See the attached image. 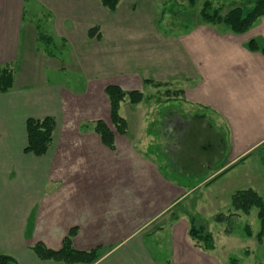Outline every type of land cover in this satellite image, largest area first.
<instances>
[{"label": "crops", "instance_id": "1", "mask_svg": "<svg viewBox=\"0 0 264 264\" xmlns=\"http://www.w3.org/2000/svg\"><path fill=\"white\" fill-rule=\"evenodd\" d=\"M28 1L0 0V69L12 70L0 90V255L19 264H85L41 259L31 248L42 241L60 249L76 228L74 247L99 252L93 264H189L201 252L189 235V210L180 208L189 187L165 174L162 163L173 167L172 159L150 150L153 126L167 138L163 125L173 112H135L141 120L129 116L133 125L110 148L95 130L97 120L108 123L105 87L168 83L173 97L217 116L227 128L228 160L200 182L214 184L264 145V54L247 47L264 42V16L242 34L200 20L162 35L152 0H121L115 11L101 0H32V9H45L47 31L71 47L67 66L85 78L86 89L76 91L46 79L45 67L63 64L34 51L39 28L26 17ZM46 116L56 119L53 141L36 156L25 151L27 120Z\"/></svg>", "mask_w": 264, "mask_h": 264}, {"label": "rangeland", "instance_id": "2", "mask_svg": "<svg viewBox=\"0 0 264 264\" xmlns=\"http://www.w3.org/2000/svg\"><path fill=\"white\" fill-rule=\"evenodd\" d=\"M31 1L27 2L25 12L27 19L31 20L39 30H43L42 32L52 37L50 45L41 46L38 42L34 51L36 48L39 51H45L44 55L54 60L55 63L63 64L58 68L45 67L46 79H49L51 83L62 84L67 89L85 90L86 87L83 86L85 78L82 73L67 66L72 63L70 58L73 52L70 45L64 44L55 31H47L49 23L41 17V13L44 14L45 9L40 4H38V8L32 9ZM152 1L157 9V12H154L157 14V29L162 35H176L183 32L186 26L201 20L199 13L206 0ZM209 1L215 7H223L224 12L237 5L242 6L245 11L252 6V0ZM136 13L141 15L146 12L142 11L141 5ZM21 63L20 57L18 64L14 65V72L20 71ZM146 84L139 90L147 98L135 105L130 103L127 98L121 102L120 114L126 119L129 131L130 126L133 125L130 124L129 116H132L134 120H141L142 115L135 114L137 111H144L147 114L157 112L159 115L160 111L165 110L164 106H169V111L173 112V115L167 118L169 124L163 125V127L166 126L165 129L168 127L166 129L169 139L167 142L170 143L168 150L162 149L168 139L165 137L164 131H162L164 136L160 132L161 125L156 124L153 126V131L156 134L155 145L157 146L154 151L159 157L167 156L172 159L173 167L168 166L165 169V174L175 175V178L182 179L189 187V197L179 207L189 210L190 226L191 218H194L198 226L211 231L215 238L213 250L196 244L201 249L200 255L191 259L189 264H264V239L263 243H260L256 237L260 229L257 209L253 208L249 214H244L235 211L231 205L233 192L250 187L257 190L264 199V145L256 149L246 162L244 160L242 163L235 164L241 165L220 175L214 184V179L210 180L211 178L206 183H200L204 176L219 172V168L223 167L228 160L227 128L224 124L219 123L218 117L208 110L204 111L201 107L179 101V99L166 101L169 96L173 97L165 92L166 89L172 90L171 88H165V86L153 88L150 84ZM131 113L133 114L131 115ZM128 117L129 119H127ZM107 124L114 129L110 108ZM125 134L116 132L115 135ZM177 168L187 170L188 176L186 173H179ZM197 205H200L199 208ZM219 213L225 215L223 222L217 221L216 216ZM247 227L251 231V235L247 234Z\"/></svg>", "mask_w": 264, "mask_h": 264}, {"label": "trees", "instance_id": "3", "mask_svg": "<svg viewBox=\"0 0 264 264\" xmlns=\"http://www.w3.org/2000/svg\"><path fill=\"white\" fill-rule=\"evenodd\" d=\"M121 0H101L104 7L111 11H115ZM223 7H215L211 1L206 0L200 10L201 21L217 26L223 27L229 31L242 34L247 32L255 22L262 16H264V0H252V6L249 10H246L240 6H234L233 8L226 10L224 13ZM98 29L92 28L89 31V36L93 37L96 35ZM52 38L39 30V41L46 47L52 43ZM65 44V42H64ZM247 47L252 51H261L264 54V42L258 39H251L247 43ZM11 76L12 70L9 67H3L0 69V90H6L10 84L5 85L4 74ZM146 83L160 88L167 86L168 83L156 82L152 80H145ZM105 92L110 102V116L111 121L114 125V129L111 128L105 121L99 119L95 122V130L100 135L101 140L105 145L110 148H114L115 134H125L128 131V124L126 119L120 114L121 102L127 98L130 103L138 104L147 97L144 93L138 89L124 90L117 84H109L105 88ZM167 94L172 95V91L166 89ZM178 95L171 97L169 96L166 101L176 100ZM204 111L206 107H202ZM163 111H169V106H164ZM56 119L53 116H46L43 118H29L27 120V133L28 143L25 147V151L32 153L36 156L44 155L53 141V134L55 130ZM157 148L156 145H152L150 150ZM159 148V147H158ZM247 157V156H246ZM246 157L241 158L236 164L242 163L246 160ZM166 169V164L162 165ZM226 171H223V174ZM231 205L235 211L249 214L253 208L257 209V215L260 220V229L256 235L257 240L263 243L264 239V199L254 188H245L236 190L231 195ZM218 222H223L225 215L219 213L217 216ZM247 234L251 235V231L247 227ZM77 233L76 228L70 229L69 233L64 237L63 244L60 249H53L48 247L44 242L38 241L31 248L33 252L41 259L56 260L67 263L80 262L85 264L95 263L100 255L97 249L92 250H79L73 245V238ZM190 237L196 242L197 245L204 247L208 250L215 248V238L211 231L205 227L198 226L194 218H191V226L189 229ZM0 264H19L18 260L11 255L1 254Z\"/></svg>", "mask_w": 264, "mask_h": 264}]
</instances>
